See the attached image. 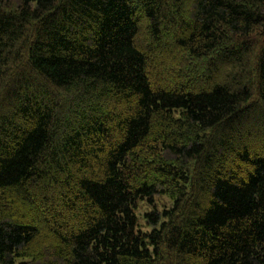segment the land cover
<instances>
[{
  "label": "trees",
  "instance_id": "obj_1",
  "mask_svg": "<svg viewBox=\"0 0 264 264\" xmlns=\"http://www.w3.org/2000/svg\"><path fill=\"white\" fill-rule=\"evenodd\" d=\"M0 264H264V0H0Z\"/></svg>",
  "mask_w": 264,
  "mask_h": 264
},
{
  "label": "rangeland",
  "instance_id": "obj_2",
  "mask_svg": "<svg viewBox=\"0 0 264 264\" xmlns=\"http://www.w3.org/2000/svg\"><path fill=\"white\" fill-rule=\"evenodd\" d=\"M173 204L174 200L164 194L155 196L153 202L140 200L135 207V213L138 218V230L145 233L151 232L154 229V224L148 223L147 215L155 209L159 211L169 209Z\"/></svg>",
  "mask_w": 264,
  "mask_h": 264
}]
</instances>
